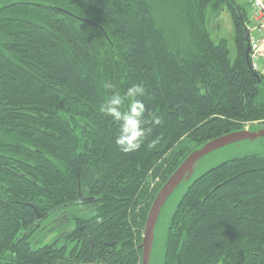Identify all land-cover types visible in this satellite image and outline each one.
Here are the masks:
<instances>
[{
  "label": "trees",
  "instance_id": "16d2710c",
  "mask_svg": "<svg viewBox=\"0 0 264 264\" xmlns=\"http://www.w3.org/2000/svg\"><path fill=\"white\" fill-rule=\"evenodd\" d=\"M208 10L231 14L234 57L211 37ZM248 21L237 0H0V264H142L147 216L172 173L209 141L264 124ZM133 85L145 135L124 153ZM116 97L120 118L107 111ZM59 212L75 229L37 241L38 221ZM163 264H264V153L194 180Z\"/></svg>",
  "mask_w": 264,
  "mask_h": 264
},
{
  "label": "rangeland",
  "instance_id": "374dc122",
  "mask_svg": "<svg viewBox=\"0 0 264 264\" xmlns=\"http://www.w3.org/2000/svg\"><path fill=\"white\" fill-rule=\"evenodd\" d=\"M247 12L248 15V27H253L254 25V9L248 0H237ZM180 3V2H179ZM174 7V6H173ZM176 7V8H175ZM175 10H179V6H175ZM159 8V16L161 17L164 13L161 12ZM179 18V17H178ZM179 19L174 20V24L180 23ZM207 27L211 32V37L218 42L221 39H226L228 41L229 47L232 50V56L234 57L235 44H234V23L231 14L227 10L214 12L212 10L207 11ZM181 31V29L179 30ZM184 34L183 32L181 35ZM177 35L181 38L182 36L177 32ZM261 100H264V93L261 95ZM246 129L250 132H259L264 130L263 123H250L246 125ZM253 153H264V136H259L254 139H244L235 143L228 144L221 148H218L209 154L202 157L194 166L193 173L188 179H185L181 184L176 188V190L171 194L167 199L162 210L158 216L155 232H154V243L151 253L150 264H163L164 263V252H165V242L168 234V228L171 222L172 215L189 188V186L194 182L196 178L202 175L204 172L210 168L227 161L232 158L253 154ZM69 227L68 224L63 225L56 229L53 234H43V238L46 242L51 241V238L56 234H59L63 230ZM40 233V232H39ZM52 235V236H50ZM40 237V235H39Z\"/></svg>",
  "mask_w": 264,
  "mask_h": 264
},
{
  "label": "water",
  "instance_id": "95a60500",
  "mask_svg": "<svg viewBox=\"0 0 264 264\" xmlns=\"http://www.w3.org/2000/svg\"><path fill=\"white\" fill-rule=\"evenodd\" d=\"M59 10L65 12V10L61 8H59ZM245 33L247 40L245 57L247 63L250 66V62L248 58L250 45L248 42L247 27L245 29ZM255 75L257 76L258 82L260 83L262 80L261 76L256 72ZM259 136H264V130L255 133L245 129L241 131L228 133L226 135H223L221 137L209 141L208 143L194 150L191 154L187 156V158L179 165V167L172 173V175L167 179L165 184L161 187V189L159 190L158 194L156 195L151 205L145 224L142 243L140 245L142 249V264H150L151 253L154 243V232H155L158 216L162 210V207L164 206L167 199L171 196V194L181 184V182L185 179H188L191 176L197 161L218 148H221L228 144L235 143L244 139H254ZM37 214H38V218H43L45 216L44 214L42 215L39 214L38 211ZM77 264H100V263L87 262V263H77Z\"/></svg>",
  "mask_w": 264,
  "mask_h": 264
},
{
  "label": "clouds",
  "instance_id": "9594fccd",
  "mask_svg": "<svg viewBox=\"0 0 264 264\" xmlns=\"http://www.w3.org/2000/svg\"><path fill=\"white\" fill-rule=\"evenodd\" d=\"M137 93L143 95L144 89L142 86L133 85L127 90V96L131 98L129 104L132 115L125 118L128 128L127 134L119 135L116 139V144L120 146L121 151L124 153H129L138 149L141 145L142 138L145 135L144 129L141 127L142 121L138 119V117L143 116L145 106L141 101L135 99ZM121 103L122 101L119 97L113 98L111 100L112 106H110L107 110L108 113L113 117L120 118L121 113L115 106L121 105ZM133 131L136 132V136L134 138L132 137Z\"/></svg>",
  "mask_w": 264,
  "mask_h": 264
},
{
  "label": "built area",
  "instance_id": "2783aa9c",
  "mask_svg": "<svg viewBox=\"0 0 264 264\" xmlns=\"http://www.w3.org/2000/svg\"><path fill=\"white\" fill-rule=\"evenodd\" d=\"M248 1L254 9V25L249 31V60L252 68L264 75V0Z\"/></svg>",
  "mask_w": 264,
  "mask_h": 264
},
{
  "label": "flooded vegetation",
  "instance_id": "af4514ba",
  "mask_svg": "<svg viewBox=\"0 0 264 264\" xmlns=\"http://www.w3.org/2000/svg\"><path fill=\"white\" fill-rule=\"evenodd\" d=\"M65 217L66 216L64 215V213L59 212L56 216L55 221H38L37 227L40 229V233L38 232L35 234V238L37 239V241L45 240L43 238V234H41V232L42 233L46 232L47 234H53L57 228L62 227L65 224H68L69 227L67 229L63 230L62 232H60L59 234H56L55 236H53L51 238V240H56L57 238L61 237L64 234V232H69V231L74 230L76 227L75 221H64L63 219ZM39 235H40V237H39ZM50 236H52V235H50Z\"/></svg>",
  "mask_w": 264,
  "mask_h": 264
}]
</instances>
